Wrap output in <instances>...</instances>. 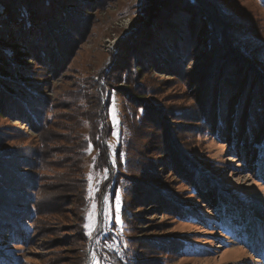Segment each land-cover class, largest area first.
Masks as SVG:
<instances>
[{"label": "rangeland", "instance_id": "obj_1", "mask_svg": "<svg viewBox=\"0 0 264 264\" xmlns=\"http://www.w3.org/2000/svg\"><path fill=\"white\" fill-rule=\"evenodd\" d=\"M31 1L24 75L0 76V264H264L215 211L231 199L264 235V0H215L262 72L191 52L210 34L184 0Z\"/></svg>", "mask_w": 264, "mask_h": 264}, {"label": "trees", "instance_id": "obj_2", "mask_svg": "<svg viewBox=\"0 0 264 264\" xmlns=\"http://www.w3.org/2000/svg\"><path fill=\"white\" fill-rule=\"evenodd\" d=\"M48 1V0H47ZM68 1V0H67ZM66 1V2H67ZM100 2V0H97ZM49 2V1H48ZM65 2V0H64ZM85 3V2H84ZM64 7L60 6V9L62 12L66 13V11H69L71 9L70 7L74 8V4L68 5L67 3L64 4ZM63 6V5H62ZM77 9V8H75ZM183 11H185L186 14H189L188 12H192L190 15H193V17H203L205 18V21L202 22V26L204 24L206 25L205 32H209V38L208 39H202L203 36H195L192 33L191 36V46L190 51L195 53L196 52V41L200 38L201 40H205L206 43V50H215L213 54H210L206 61L210 64L212 63H226L225 59H219V54L224 55L225 53H228V55L233 56L237 55L241 62L245 63V65L248 66V68L256 71V72H262L263 70L259 67L255 66L256 64L254 61H252L250 58H248L247 52L244 49L237 48V45L233 41L232 36H230L229 30L226 26V19L225 15L222 11V8L215 0H184ZM41 10L38 12L36 8L32 5L31 0H0V76H3L4 78L8 77L9 75L14 74L17 78H22V72L17 71L14 67L23 66L21 60L23 58V55L26 53L24 52V49H27V42L29 36L27 26L29 23H31L32 28L36 25V20H38L37 14H41ZM193 17L191 19H193ZM185 23L191 22V20L188 17H183ZM188 21V22H187ZM197 23V21H196ZM30 26V27H31ZM143 27V25H142ZM190 29V28H189ZM21 33V34H20ZM200 34V33H199ZM21 36H24L25 38L20 39ZM34 43L29 47V49H35L36 46H34ZM189 45H185L182 48L177 46V42L171 46V52L175 55V59L182 58L185 61V56H187L185 53L189 51ZM33 46V47H32ZM156 49V48H155ZM8 50H10L12 53L8 54ZM152 53V52H151ZM231 60V59H229ZM136 65V62H134ZM14 65V66H13ZM120 68V67H118ZM141 68V67H138ZM203 68V64H200V66L196 65L194 72L200 73V71ZM139 70V69H138ZM120 76L119 78H121ZM1 81V80H0ZM19 82H22L19 81ZM18 82V83H19ZM17 84V83H16ZM9 93H11V90H9ZM15 93V91H14ZM137 101L146 102L145 97H138L136 99ZM146 105H142L140 109L145 110ZM222 119V118H221ZM222 121V120H221ZM235 129H238L234 133H240V128L235 127ZM91 144H88V146L82 148L78 152L77 155H79L84 150L89 152L91 148ZM94 146V145H93ZM94 151L96 153L103 154L104 147L101 146V148H97L94 146ZM79 157V156H78ZM97 160H100V156L97 157ZM78 164H80V160L78 161ZM260 167H258L259 174L264 176V159L260 161ZM261 177V178H262ZM112 185V186H111ZM88 186V185H87ZM115 187L114 184H109L107 189ZM88 187H86V193H88ZM104 196V194H103ZM107 202V204H106ZM105 205L112 206L113 204L117 206L116 199L112 201L110 200L106 201ZM216 203V216L220 220L221 227H229L232 222H234L239 227L241 223H244L243 226H241V229L246 232V239L248 240V244L252 247L254 250H261L264 249V235L262 233H257L254 237L251 232V227L255 226L257 227L256 232H259V230L263 229L262 225L251 218L246 212L239 211L237 206L233 203L231 199L223 197V199L219 198ZM122 205V204H121ZM106 210V209H105ZM106 213L104 212V215ZM246 214V215H245ZM240 217H245L247 220L241 221ZM100 219V224L103 225L104 223V216L101 218H97V220ZM104 225V230H105ZM246 226L247 229H249V234L247 230L243 229L242 227ZM88 230V229H87ZM252 231H254L252 229ZM81 238V237H80ZM90 237L88 236V239ZM86 248V247H85ZM86 250L84 251L83 257L80 258L77 264H88L86 262Z\"/></svg>", "mask_w": 264, "mask_h": 264}, {"label": "snow or ice", "instance_id": "obj_3", "mask_svg": "<svg viewBox=\"0 0 264 264\" xmlns=\"http://www.w3.org/2000/svg\"><path fill=\"white\" fill-rule=\"evenodd\" d=\"M116 201H117V205H118L119 204V197L118 196L116 197ZM93 207H95V205H93ZM116 210L118 211L119 208L117 207ZM89 219H92V218L89 217ZM84 228L88 229V231L85 234L90 236L92 234V231L95 230V224L94 223H86V224H84Z\"/></svg>", "mask_w": 264, "mask_h": 264}]
</instances>
